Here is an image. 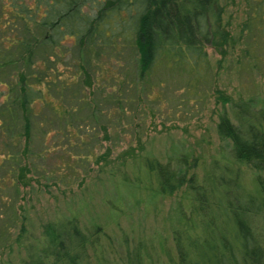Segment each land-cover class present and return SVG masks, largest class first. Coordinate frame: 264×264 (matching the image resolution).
I'll list each match as a JSON object with an SVG mask.
<instances>
[{"label":"trees","instance_id":"obj_1","mask_svg":"<svg viewBox=\"0 0 264 264\" xmlns=\"http://www.w3.org/2000/svg\"><path fill=\"white\" fill-rule=\"evenodd\" d=\"M222 1L0 0V255L18 256L0 264H108L101 225L87 231L65 217L44 223L38 237L25 221L17 227L21 187L38 169L29 160L83 137L73 121L94 88L111 83L118 97L111 110L119 114L125 89L150 83L163 66L199 80L209 63L206 46L223 33ZM254 1V16L263 17L264 0ZM232 108L233 117L221 114L218 131L230 141L234 162L257 172L251 185L234 164L215 161L201 179L190 174L185 156L144 160L159 194L186 187L190 201L174 232L171 264H264V107L246 99ZM148 254L141 242L125 264H146Z\"/></svg>","mask_w":264,"mask_h":264},{"label":"rangeland","instance_id":"obj_2","mask_svg":"<svg viewBox=\"0 0 264 264\" xmlns=\"http://www.w3.org/2000/svg\"><path fill=\"white\" fill-rule=\"evenodd\" d=\"M255 5L254 0L221 2L223 33L206 46L209 63L199 80L163 66L150 83L125 89L119 114L111 110L118 100L112 97L111 83L105 91L94 88L91 103L73 121L83 137L59 142L64 150H52L47 157L30 158L38 169L28 173L30 185L21 187L17 227L25 221L31 237H38L44 223L76 217L87 231L103 227L108 264H125L127 251L141 242L149 251L146 264H171L170 257L177 256L174 232L190 201L186 187L159 194L144 160L175 163L185 156L190 174L201 179L215 161L234 164L251 185L257 172L234 162L231 143L220 136L218 123L223 112L233 117L234 101L255 99L264 107V16H254ZM39 141L34 151L40 149ZM10 258L18 262L16 252L0 255Z\"/></svg>","mask_w":264,"mask_h":264}]
</instances>
